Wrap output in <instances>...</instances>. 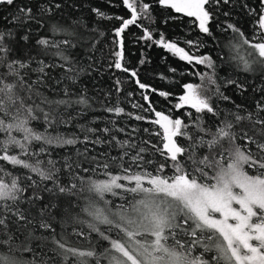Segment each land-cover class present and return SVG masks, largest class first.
I'll list each match as a JSON object with an SVG mask.
<instances>
[{
	"label": "snow or ice",
	"instance_id": "6c2138e0",
	"mask_svg": "<svg viewBox=\"0 0 264 264\" xmlns=\"http://www.w3.org/2000/svg\"><path fill=\"white\" fill-rule=\"evenodd\" d=\"M108 3L120 13L0 0V264H264V0ZM157 8L163 23L189 18L219 55L202 52L200 36L168 39ZM133 27L136 44L166 50L199 82H181L179 94L142 82L125 61ZM225 64L235 78L219 75ZM101 71L126 79L102 94L81 87ZM126 83L141 90L137 113L112 101ZM249 87L254 103L227 94ZM96 107L152 127H99L88 119Z\"/></svg>",
	"mask_w": 264,
	"mask_h": 264
},
{
	"label": "trees",
	"instance_id": "16d2710c",
	"mask_svg": "<svg viewBox=\"0 0 264 264\" xmlns=\"http://www.w3.org/2000/svg\"><path fill=\"white\" fill-rule=\"evenodd\" d=\"M78 2L83 5L82 9L80 10V14L85 17L89 15L87 9L93 6L100 7L103 11L107 12L108 14H119L121 11L118 6H111L108 3V0H78ZM2 11L3 10L0 9V12ZM156 16L158 18V23L155 25V27H157L159 31L163 32L166 37L170 40H182L185 38L197 39V37L200 36L198 30L193 29L192 25L189 23V18H182L177 20L170 19L167 23H163L162 21L164 17L161 15L160 10L158 8L156 10ZM218 19L223 20L224 17L220 15ZM235 19L239 21L241 27H243L246 32L250 30V22L247 17L241 15L235 17ZM104 23L107 24V22ZM212 31L216 35H220L215 27V22L212 25ZM134 32H137V29L133 27L131 32H129L127 35L125 61L129 67L140 68L139 74L142 82L150 84L158 89L170 90L176 94H179L181 91V82H199L198 79L192 76H181L180 73L186 71L190 66H188L185 62L179 61L178 58L172 57L171 54L167 53L166 50L155 46L152 48H145L142 43L136 44L134 42V36L132 35V33ZM200 38L204 39L206 44V47L201 49L202 52H206L214 57L219 55L220 49L217 47L216 42L213 41L211 37L200 36ZM107 42L109 45H111L110 37ZM107 51L108 49L105 48V54L107 53ZM142 53L146 55L148 63L143 66H140L138 64V61L141 58ZM100 56L101 54L97 53V57L100 58ZM169 67H176L177 73L173 75L172 73L168 72ZM205 70L206 69H204L203 66L200 67V71L203 72ZM161 73H166L168 79L163 81L160 80L159 75ZM219 75L224 78H227L228 76H233L235 78L233 70L228 67L227 64L222 65L219 71ZM114 76L119 77L121 79H126V75L124 73L114 72L113 74V72L101 71L100 73H93L91 79L83 78V84L81 85V87H86L90 94H102L112 88ZM240 79L243 81L244 77L240 76ZM249 84H255L257 87H259L258 81L250 80ZM130 91L134 92V95L132 97H128L127 95V93ZM140 92L141 90L138 89L133 83H126L124 85L123 93L117 95L114 91L112 92V101L115 102L116 100H120L121 106L125 108L126 112L137 113L139 112V110L132 108V104L144 103L141 99ZM227 94L233 96L237 103L245 104L254 103L253 96L257 95V93H254L251 90V87H249V91L244 95H239L235 88H229L227 90ZM149 95L158 110H166L168 107H170V105L167 104L163 98L151 93H149ZM173 102L175 101L173 100ZM139 114L146 115V113L142 112H140ZM176 114L179 115V113ZM95 117H99V120L97 121L99 127H104L109 120L117 119L119 120L120 126L126 127L128 131H131L133 127H137L140 129H143L145 127H152L151 125L146 124L142 121L130 120L127 115L121 116L119 118L110 116L109 114L104 113L101 107H96L93 110L89 111V121H91ZM142 135H144L145 137L147 136V134ZM152 139L155 140L156 138L152 137Z\"/></svg>",
	"mask_w": 264,
	"mask_h": 264
}]
</instances>
